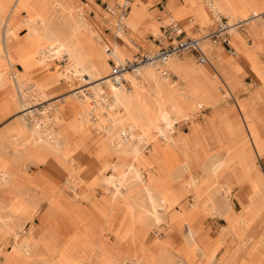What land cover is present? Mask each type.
<instances>
[{
    "label": "rangeland",
    "instance_id": "374dc122",
    "mask_svg": "<svg viewBox=\"0 0 264 264\" xmlns=\"http://www.w3.org/2000/svg\"><path fill=\"white\" fill-rule=\"evenodd\" d=\"M15 1L0 0V120L2 119L0 121V159L6 162L8 172L13 175L11 187L14 192V195H12L8 191V180H0V201L3 203H0V264H178L180 261H186L189 264H235L236 261L234 262V260L240 254V257L243 256L241 261L244 264H247L248 261L251 264H264V204H259L255 200V197H250L253 209L248 210L252 213V218L255 216V213L253 215L254 209H257L259 213L258 217L252 221L253 224L257 219H260L263 224L262 229L259 223H256L258 226L257 234H260L258 237L249 233L250 227L242 229L243 236L241 237V227L238 225V218L235 217L233 221V225H235L234 230L227 237L225 241L226 245L223 247L222 238H219V236L225 226L222 225L220 227L215 238H210L203 232V226L200 225L203 216L216 215L222 217L224 211L231 209L229 198L231 187L228 184H224L221 178L228 170L234 168L236 164H241V161L234 163L236 160H243L244 166L248 167V169H245L252 178L255 173L256 166L254 162L256 156H259L260 147L257 144L260 141H252V134H248L242 119L235 114L236 106H231L234 116L219 115L218 110H216L218 107H221L223 101L235 96L241 84V79L239 78V73L241 72L230 68L228 63L219 54L214 57V69L212 71H209L206 66H199L193 58L192 60L189 58L190 55L188 54H184L180 58H178L179 56L170 58L165 66L171 74L177 77L175 81L171 80L169 76L162 75L160 71L153 75L152 67H148L144 75L133 81L134 93H136L142 104L149 108V113L146 115L141 110L142 105L140 102L134 100L133 95L127 90V86H123L125 93L132 102L133 111L144 128H149L150 126L147 118H150V123H154L153 118L161 117L164 110L170 112L171 116L177 121L176 127H179L181 122H192L197 120L198 117H202L201 110L211 108L213 109L217 124H222L225 134L236 136V140L232 143V146L227 148L221 147L220 150L210 152L209 154L202 153V150L198 148L200 161L196 164L185 140L183 138L178 139L175 127L172 132H167V139L163 144L168 151L166 152L170 154L168 160L178 157V165L173 170L174 174L177 177L188 174L191 178L189 181L185 180L186 182H183L184 187L182 189L195 187L200 190V196L195 197L191 202H184L183 196H179L178 200H174L173 204L170 205L165 196L156 195L158 190H155L157 188L154 183L148 184L145 182L152 188L154 196V201H152L150 196L145 193V184L141 187H138V185L136 187L135 183L138 181L135 179L126 181V190L130 192L122 194L117 190L115 184L124 181L126 176L121 174L117 165L115 166L111 163L112 173L118 174L120 172V175L115 177L112 173L106 171L104 164H110V157L116 155L118 151L121 152L119 150L121 149L120 144L126 139L116 138L113 134L118 135L122 133L125 135L127 133L125 128L122 129L120 127L123 122L127 121L126 118L123 117L119 108L113 107L110 111L111 113L108 112V119H110L107 120V124H99L97 117L101 115L97 112L100 110L85 106L83 101L81 102L82 105H75V102L80 103L81 99L75 97L76 101H73L71 96L76 92L82 95L94 89H99L104 80L109 76L111 69V65L107 61L109 58H112L116 64H119L121 63V59L123 61L125 59L131 60L134 58V55L128 58L123 47H120L121 45L107 41L106 37L99 32L95 23L87 17L85 8L76 4L77 0H68L67 3L73 5L78 10L79 16L84 19L81 22L82 32L80 37L84 49L77 54V60L85 67H88V70L92 71L91 65L94 64L98 67L99 71L89 72L88 75L87 73L82 74V77L80 76L79 79L73 78L70 81V86H68L58 77L57 73V70L64 66L73 65L66 58L49 61L51 69L41 66L26 70L16 60L12 61L15 65L10 68V63L5 56L4 49H7L9 52H17L22 48H32L35 51L36 48L34 43H32L34 39L33 34L39 32L38 27L31 26V23L29 26L27 19L22 18L25 12L20 15L14 13L10 18V8L14 6ZM43 1L47 5V10H53L61 2V0ZM109 1L105 0L107 3ZM120 1L123 3L124 0ZM190 1L194 7V0ZM199 1L200 5H202L201 0ZM226 1L213 0L214 6L219 9L220 13L225 14L229 18L230 23H235L241 18L249 17L251 14L264 13V4L260 0H232L234 8L231 7L230 2L227 1L226 3ZM168 8L170 9L169 6ZM180 11L177 9L171 10L174 18L177 20L182 19ZM105 16L108 17L107 14ZM147 18L151 17L146 12V6L139 3V0H134L129 14L124 19L129 30L127 34L121 33L120 36L125 44L135 51L138 50L137 42L140 41V35L144 31L142 27ZM7 21L9 22V26L7 25ZM196 21L201 27H206L210 23L208 17L203 20L197 19ZM245 27L254 38V43L258 42L256 38L259 40L264 39V19L261 18L254 21L252 25L245 24ZM146 28L154 36L158 35V23L154 18L148 22ZM236 30H238L237 27L232 26L229 29V33L232 41L234 40L232 44L238 49L239 44L246 45L247 42L236 37ZM141 46L145 47L144 44H141ZM203 47L208 49L207 52L212 48L208 43ZM154 49L155 46L152 45L149 51L139 50V52L141 54L152 53L155 51ZM58 50L59 54L63 56L65 49L59 46ZM261 52L251 51L249 53V60L254 65L256 71L264 78V66L259 59ZM119 55L121 58L118 57ZM17 67L21 69L17 70ZM12 73H16L19 77H14ZM16 78H20L24 82L53 85L49 90L53 93L48 101L33 103L32 105L34 109L38 108L36 113L29 117L31 123L34 122L33 133L29 129H25V132L21 134L13 130V127L19 120L18 116L22 113H20L19 105L12 98L14 96H11V93L6 94V89L11 84L13 86L16 85ZM221 79L224 80L225 88L219 83ZM221 88L224 89V93L220 91ZM63 97H66V105L57 101ZM254 100L252 104L255 106ZM228 102L231 103L230 100ZM49 103L51 105L46 107V104ZM61 106H68V109H62ZM207 111L206 109L203 113ZM71 112H75V115L70 117L71 120L67 121L68 113ZM74 126H78L79 130H71ZM86 126L88 132L85 137H81V129ZM96 128L106 130L109 138L103 137L104 132L97 131ZM90 134L95 139L96 137L97 139L99 137L100 139L101 137L104 138L103 144H100V146L104 145L108 140L118 143L116 147L97 146L94 153L91 154L90 150L93 148L91 145L92 140L86 141L83 145L85 138L89 137ZM147 135L150 140L147 143L143 142V154L134 158V160L140 163L142 172L149 176L150 172L155 171V165L157 164L152 163L150 160V154L156 150L154 132L149 131ZM58 144L66 146L67 155L68 153L76 155V152L82 156L84 155L81 161H78L79 164L76 163L80 168V172L72 178L74 180L70 185L66 184V173L61 175L60 171L50 167L48 162L44 163L47 158L57 156L66 164L65 159L56 152ZM150 145H153V148ZM224 152H227V156L222 160H215V164L203 163L207 157L223 154ZM166 160L164 158L160 163L167 162ZM84 166L86 168H83ZM37 167H44V169L40 170L38 177L29 179V177L36 174L38 171ZM156 167L159 168L158 165ZM198 169L201 171L203 177L200 180L195 175ZM42 171L48 175L52 173V181L64 191L68 190L72 192L73 195L78 187L86 186L88 191L83 192V195L76 196V198L79 197L82 200H86V202H90L89 213L80 211V214V212L75 210L76 208L68 211L65 206V197L59 200L55 194V189L50 184H43L44 181L41 179ZM83 171L94 173L91 182L87 183L79 178L80 173ZM24 175L28 178H24ZM59 176H62L64 180L63 184H60L61 177L59 178ZM90 176L82 175L84 179H88ZM250 185H255L254 181H251ZM39 191L43 192L48 199H42V194ZM184 191L186 190L184 189ZM36 192L37 194H35ZM138 192L141 193L135 196ZM244 192L249 198L248 193ZM129 193L132 194L130 195ZM96 196L100 197L96 198ZM36 198L43 200L42 202H49L47 210L52 208L55 211L53 217L56 216L57 211L66 209L63 215L64 218L55 217L60 220L65 229L61 228L57 224V221L54 222L51 230L43 229L42 225L35 227L33 224L26 228L25 223L26 230H29L33 226L37 230V234L32 237L33 243H31L25 239L28 233H23V226H14L11 221H7L4 204H8L12 200L11 208L14 212H22V209L32 212V221L38 210H35L36 204L34 202ZM99 199H105L107 204L110 203L109 211H106L103 207L104 211L101 212V215L97 212L101 209L97 203ZM82 205H85V203H82ZM131 205L135 207L134 213L130 209ZM214 206H218L219 212L214 210ZM168 208L170 211L173 209L171 212L175 213L178 211L183 213H180L178 217L172 220L173 218L169 214ZM156 212L166 222L163 228H160L155 220ZM204 220L205 223L207 220L223 223L217 217L206 216ZM226 221L228 225V220L226 219ZM67 222L71 225L68 228V232ZM171 223L175 224L174 227L171 226ZM184 225L186 229L183 228ZM59 228L63 229V231H60ZM190 228L194 231L195 236L193 240L185 237ZM206 229H209V227L205 226ZM173 230L181 234L182 242L178 246L174 245L169 238ZM152 231L155 235L163 231L164 236L155 237ZM111 237L113 238V242H111ZM152 237L154 238L149 240ZM114 238L119 240L120 243L114 242ZM228 238H230L229 241ZM14 242L16 247L12 246ZM214 252L218 253L212 259ZM199 254L203 256L201 257Z\"/></svg>",
    "mask_w": 264,
    "mask_h": 264
},
{
    "label": "crops",
    "instance_id": "0c3cea01",
    "mask_svg": "<svg viewBox=\"0 0 264 264\" xmlns=\"http://www.w3.org/2000/svg\"><path fill=\"white\" fill-rule=\"evenodd\" d=\"M133 1L134 0H124L122 3V1H120V0H115L114 2H113V0H110L109 3H107V2H105V0H77L76 4L81 5L82 7L85 8V10L87 12V17L92 22L95 23L99 32L103 36L106 37V40L121 45L120 47H123V49L125 50L128 57L135 55L136 53L139 52V50L149 51V49L151 48L152 45L155 46L154 50L160 49L162 47V45L165 42H167V40H163L159 36L161 35L163 28L166 25H169L170 23H172V25H174V31L171 32L172 38H180L183 36H199V35H202L204 33H209L213 27L212 26L213 15L210 12V10L207 6V3H206V1H209V0H201V3H202L205 10L203 9L202 5H200L199 0L193 1L194 7L192 6V3L190 0H139V3H142L146 6V12L150 15L151 18H147L144 22V25L142 27L144 31H143L142 35H140V41L137 42L138 43L137 44L138 50L135 51V50H133V48L128 47L125 44V42L123 41L122 37L120 36L121 33L127 34V31L129 30L128 26L124 22V19H126L127 15L129 14ZM210 1L212 2V5H213V0H210ZM227 1L230 2L231 5L233 4L232 0H230V1L227 0ZM227 1H226V3H227ZM255 1H257V0H255ZM260 1H261V3L264 4V0H260ZM168 6L170 7L171 10L177 9L178 11H180V9H181L180 16L182 19H180V20L175 19L171 10L168 8ZM231 7H233V5ZM11 8H13V6ZM213 8H215L214 5H213ZM12 11H13V9L10 12H12ZM214 11L223 17H227L225 14L218 12L216 9ZM234 11H235V9H234ZM234 13H236V12H234ZM105 14H107L108 17H106ZM206 16L210 20V23L206 27H201L200 24L196 20L197 19H200V20L206 19L207 18ZM152 18H154L158 23L159 32H158L157 36H154L153 34L149 33L147 31V28H146L148 26V22ZM261 18L264 19V13L263 12L262 13H255V15L251 14L249 17L241 18L239 20V21H243L244 26H243V28L236 30L235 35L236 34L240 35L242 37V40L247 42L246 45L239 44L238 49H236V47L232 44L234 40L232 41V39H230V37H229L228 41L225 43H221L219 41L207 40L204 43V45L206 43H208L212 46V48L209 50V52H207L208 49L205 47H202V49L199 52V55L203 56L205 58V62L200 64V63L195 61L199 66H206V68L209 71H212V69H214V67H213L214 57H215V55L219 54V55H221V58L228 63L230 68H234L237 71L241 72V73H239V78L241 79V84L238 87L235 96L230 97L226 101H223L221 103V107H218L216 110H218L219 115L224 114L225 116L229 117V116H234V113H232L233 109L231 108V106L232 105L236 106L237 110L235 109V111H236L235 114H237L242 119V121L245 125V129L248 132V134L249 135L252 134V141L253 140L260 141L259 144H257L258 147H260V149H259L260 152H258L259 156H256V160L254 162L256 169L254 171L255 173H254L253 178L249 175L248 171L245 169V168L248 169V167L244 166L243 160H236L234 163L241 161V164H238V165L236 164V166L234 168L228 170L225 173V175H223L221 178V180L224 184H228L231 187V192L229 195L230 202H231V209L224 211V214L222 217L216 216V215H214V216L205 215V216H203V219L200 222V225L203 226V232L206 233L210 238H215L218 234L220 227L222 225L225 226L223 228V230L221 231L220 236H219V238H222V242L224 244L223 247H225V245H226L225 241H226L227 237L234 230L233 228L235 225H233V221H234L235 217L238 218V221H239L238 225H239V227H241V229H240L241 237L243 236V230L242 229L244 227L245 228L250 227L249 233H251V235H253L255 237H258L260 235V234L259 235L257 234V232H258L257 227L258 226L256 223H259L260 227L263 229V224L261 223L260 219H257L252 224V221L256 217H258V215H259L257 209H254L255 212H253V215L255 213V216H253V218H252V213H250L249 210L252 208L251 201H250V197H252V196L255 197V200L259 204H264V78H262L260 73H258L256 71L254 65L250 62V60H249L250 54L249 53L251 51H254V52L262 51L259 54V59L261 60L262 65L264 66V39H261V36H260V39L262 41L256 38V40L258 42L254 43V38L247 31V29L245 27V24L252 25V23L254 21H257ZM196 34H198V35H196ZM168 39H170V38H168ZM141 44H144L145 47H142ZM182 55H184V54H182ZM182 55H178L179 57L178 56H176V57L180 58V56H182ZM188 55H190L189 58L191 60H192V58L195 60V58L197 57L196 53L188 54ZM231 58H232V60H231ZM126 60H128V59H125L124 61H126ZM107 61L111 65V67L114 64H116L112 58H109ZM225 65H227V64H225ZM18 69H21V68L17 67V70ZM164 69L167 71V75H165V76H169L171 78V80H174V81H175V79H177L176 76H174L173 74L170 73V71L166 68L165 65H164ZM49 72H51V71H49ZM48 74H50V73H48ZM219 83L221 84V86H223L225 88L223 79H221V82H219ZM220 91L224 93L223 88H221ZM229 100L231 101V103L228 102ZM253 100L256 103L255 106L252 104ZM236 101H238V102H236ZM224 102H226V103H224ZM206 109L208 111L203 113L204 110H206ZM206 109L201 110L202 117H198L197 120H194L192 122H181L180 126L176 127V135L178 136L179 139L183 138L185 140L186 144L188 145V147L191 151L190 153H191V156L193 158V161L196 164L199 163V161H200V155L198 152V148H200L202 150V153L209 154L210 152L220 150L221 147L227 148L229 146H232V143L235 142V140H236V138H235L236 136H233L232 134H230V135L225 134L224 129L222 127V124H217L215 117H214L213 109H211V108H206ZM74 113L75 112L68 113L67 121L71 120L70 117L75 115ZM10 114H12V113H10ZM10 114H8V115H10ZM67 121H65V122H67ZM78 126H80V125H78ZM78 126L77 127L74 126L71 130L78 131L79 130ZM96 129H97V131L104 132L103 137L106 136L107 138H109L108 132L106 130H99L98 128H96ZM81 132H82L81 137H85L86 133L88 132L87 126L84 127L83 129H81ZM229 137H230V139H229ZM94 139L95 138L92 137V134H90L89 137H86L85 141L83 142V145H84V143L86 141L92 140L91 145L93 148H92V150H90L91 154L94 153V150L96 149L97 146H100V144H103L102 142H103L104 138L101 137V139H100V137H99L97 139V137H96L97 141H96V139L95 140ZM135 142H137V141H135ZM117 143L118 142H113L112 140H108V141H106V143L104 145H102L100 147H116ZM74 146H77V145H74ZM78 146H81V145H78ZM117 146H120V145H117ZM150 147L153 148V145H150ZM155 148H156V150H154L153 153L150 154V160L152 161V163H156L159 168H157L156 167L157 165H155V171L150 172L149 176L147 174L143 173V179L148 184H152V183L155 184V186L157 188L155 190H158V192H156V195L165 196L166 199L168 200V202H170V205L173 204L174 200H178L179 196L180 197L183 196L184 202L185 201L191 202L195 197L200 196V194H201L200 190L195 188V187L184 188L186 191H184V189H182V187H184L183 182L185 180L189 181L190 177L188 174H184L181 177H177L174 174L173 170L178 165V157H176L175 159L168 160L163 155V153L160 151L158 146H155ZM78 149H77V151H78ZM113 153H115V152H113ZM118 153H120V154L112 155V157H110V159H109V160H111V161H109L110 163H112L114 165H117V164L118 165L119 164L130 165L132 163H137L136 160H134V159L132 160V154L130 152H124V151L119 152L118 151ZM76 154H77V152H76ZM83 156L81 154H77V156H76L77 161L80 162L81 159L83 158ZM85 156H88V155H85ZM226 156H227V152H224L223 154H219V155L210 156V157H207L206 159H204L203 163L204 164H215V162H216L215 160H222ZM133 158H135V157H133ZM164 158L167 159L166 160L167 162H161L160 163V161L163 160ZM46 162H48L50 164V167L60 171L61 175H63V173H66L65 163L59 157H57V156L56 157H49V158H47V160H45L44 163H46ZM83 168H86V166H84ZM37 169H38V171L36 172V174L34 176L29 177V179H34L35 177H38L40 170L44 169V167H41V168L37 167ZM112 174L115 177H117L120 175V172L118 174H114V173H112ZM82 175H91V176L88 179H84L82 177ZM195 175H196V178L199 180L203 178L201 171L199 169L195 172ZM51 176H52V173H50V175H48L42 171L41 179H42V181H44L43 184H50L55 189L54 190L55 194L57 195L59 200L62 199V197H65V200H64L65 206L67 207L68 211L76 208L75 210L78 212L82 211L83 213H89L90 202H86V200H84V199L82 200L79 197L76 198V196H78L80 194L83 195L84 194L83 192L88 191L85 184H84L85 187H78L77 190H75V193L73 195L72 192H70L68 190L64 191L59 185H57L55 182H53L52 181L53 176L52 177ZM79 176H80V178H82V180H84L85 182L88 183V182H91V180L94 176V173H91V172L87 173V172L83 171L80 173ZM57 177H58V175H57ZM24 178H28V177L26 175H24ZM59 178H60V184H63L64 180L62 179V176H59ZM251 181H254L255 185H253V186L250 185ZM33 190H35V188H33ZM244 191H246L248 193L249 198L246 196ZM10 193L12 195H14V192H10ZM39 193L42 194V199H45V200L48 199L47 196L43 192L41 193L39 191ZM35 194H37V192ZM129 194L131 195L132 193H129ZM99 197L96 196V198H99ZM105 199H103V200L99 199L97 202L99 204L98 207L101 208L100 210L97 211L99 215H101V212L104 211L103 207L105 208L106 211H109L110 203L107 204L106 203L107 201H105ZM42 201L43 200L36 198V200L34 202L36 204L35 210L36 209H38V210H37V213L35 214L33 220L26 224V228H27V226L30 227V225L33 224L35 227L42 225L43 229L51 230L54 222L57 221V224L59 226H61V228L65 229L64 225H62V223H60V220L56 219L55 217H58V218L63 217L64 218L63 215L65 214L66 209L63 211H61V210L57 211L56 216L53 217L55 214V211L52 208H49V210H47L49 202L47 203V202H42ZM10 202H12V200H10L8 203H10ZM82 203H85V205H82ZM39 204H40V207L38 206ZM126 210H127V208H126ZM171 211H173V209H171ZM171 211L168 208V212L173 218L172 220H174L176 217H178L180 213H183V212H178V211H176L174 213ZM31 213L32 212L29 211L30 219H32ZM80 214H81V212H80ZM206 216L207 217L210 216L212 218L217 217L218 219L222 220L223 223L222 222L218 223L215 220H209V221L207 220V222L205 223L204 217H206ZM225 218L228 220V225H227V221ZM205 224H207V225H205ZM174 225L175 224H172L171 226L174 227ZM34 226L30 228V236H28L29 238L27 239L31 243H33L32 237H34L37 234V230ZM70 226L71 225L67 222V232H68V228ZM205 226H208L209 229L205 230ZM140 227H141V225H140ZM61 228H59V230L63 231V229H61ZM71 228H73V227H71ZM178 228H180V227H178ZM183 228L186 229V226L184 225ZM152 233L155 235V233L153 231H152ZM162 236H164L163 231H160L158 235H155V237H162ZM153 238L154 237L150 238L149 240H152ZM169 238L172 241V243L174 245H177V246L180 245L182 242L181 241L182 240L181 234L176 230H173L170 233ZM114 239H115L114 242H116V243L119 242V240H117L116 238H114ZM229 240H230V238H228V241ZM111 242H113V238H112ZM223 250H224V248H223ZM217 253L218 252H214V256L212 257V259L215 258ZM235 253H236V251H235ZM240 255H238V256L236 255L237 259L234 260V262L236 261L235 264H241L242 263L241 260L243 259V256L240 257ZM199 256L202 257L203 255L199 254ZM188 258H189V256H188ZM178 264H189V263L186 261H180V262H178ZM242 264H244V263H242ZM247 264H251V263H249V261H248Z\"/></svg>",
    "mask_w": 264,
    "mask_h": 264
},
{
    "label": "bare ground",
    "instance_id": "6f19581e",
    "mask_svg": "<svg viewBox=\"0 0 264 264\" xmlns=\"http://www.w3.org/2000/svg\"><path fill=\"white\" fill-rule=\"evenodd\" d=\"M67 2L68 0H61L59 5L56 6L53 10H47L48 9L47 5L43 0L15 1L13 8H10L11 10L13 9V11L10 12V18L14 13L20 15L21 13L25 12L22 18L27 19L28 25L31 23V26L38 27L39 32L33 34L34 39L32 43H34V46L36 48L35 51L32 50V48L29 49L22 48L17 52H9L7 49H4L5 56L10 63V68L15 65V63H13L12 61L16 60L17 63L21 64L26 70L29 69L31 70L33 68H37L41 66H46L51 69L52 67L49 66V61L58 60L60 58L61 59L66 58L69 62L73 63V65L70 66L71 65L70 64L68 66H64L63 68L58 69L57 73H58V77L62 81H64V83L67 84L68 86H70L69 85L70 81L73 78L79 79V77L82 74L87 73L88 75L89 72L99 71L98 67H96L94 64L91 65L92 71H90V69L88 70V67H85L77 60L76 57L77 54H79L82 51V49H84L83 43L81 42V38H80L82 32L81 22L84 19H82V17L79 16L78 10H76V8L73 5L68 4ZM214 7L215 8H213V10L216 9L219 12V9L216 6ZM7 25L9 26L8 21H7ZM236 37L238 39H242L240 35L236 34ZM59 46L65 49L63 56L59 54V50H58ZM118 57L121 58L120 55ZM122 61L123 59H121V62ZM148 67H152L151 69L153 75L159 71L151 64H144L141 66L139 74H134L131 72L125 73V79L128 84L127 90L130 91V94L133 95L135 101L140 102V104L142 105L141 110L144 115L149 113V108L143 105L142 102L138 99L136 93H134L133 81L134 79H138L140 76L144 75ZM12 74L14 77H19L18 75H16V73L15 74L12 73ZM16 81H17L16 85L13 86L11 84L6 89V94L11 93V96H14L12 98L14 99V102H16L17 105H19L20 113H22L21 115L18 116L19 120L16 123V125L13 127V130L16 131L18 134L24 133L25 129H29L32 132L34 122L31 123L29 117L31 115H34L36 113V110H38V108L34 109L32 105L33 103L35 104V103H42L48 101L51 97V94L53 93L52 91L51 92L49 91L53 85L52 84L46 85L45 83L40 84L36 82L34 83L24 82L20 78H16ZM123 86L124 85L113 84L110 81L109 77H107L99 89H94L92 91L89 90L90 91L89 93H83L82 95L79 94L78 92L73 93L71 99L73 101H76V99H74L75 97L77 99H81V101H79L80 103L75 102L76 103L75 105H80L81 102L83 101V103H85V106L91 109L100 110L97 113L100 114L101 116L97 117L98 118L97 121L99 124L102 125H106L107 120L110 119V118L108 119L109 117L108 112H110L113 109V107L119 108L123 117L126 118L127 120L126 122H123L122 125H120V127L122 129L125 128L127 133L125 135H123L122 133L118 135L113 134V136H115L116 138L118 137L121 139L123 138L126 139V140L124 139L125 141L121 142L120 144L121 149L119 150L121 152L130 151V153L133 154L132 160L134 159L133 158L134 156L136 158L143 154L144 151L143 142L147 143L150 140L149 136L147 135L149 131L154 132L155 145L158 146L160 151L163 153V155L167 159H169L170 154L167 153L168 151L165 148V146H163V144L164 141L167 139V132L168 131L172 132L174 128L177 126L176 119H174L171 116L170 112L164 110L161 117L153 118L154 119L153 121H155L154 123H150L149 121L150 118L148 119L146 117L150 126L149 128L142 127V124L137 119L133 111L132 102L128 97V95L125 93ZM57 101L61 102V104L66 105L67 100L66 97H63L61 99H58ZM50 105H51L50 103L46 104V107H49ZM67 107L61 106L62 109H68ZM99 108H102L104 110ZM65 147L64 145L58 144L56 152L59 155H61L63 159H65L66 161L65 164L66 184L70 185L73 183L74 180L72 178H74L75 176H77V174H79L80 168L76 165V163L79 164V162L76 159L77 154L70 155L68 153L67 155ZM116 154H120V153H116ZM104 165L106 171L112 173L111 163L110 164L105 163ZM117 166L120 169L121 174L123 176H126L124 181H121L119 184H115L117 190L120 193L128 194V192L130 191L126 190L127 182L132 179H135L138 181L137 183H135L136 187L137 185L138 187H141L143 184H145V190H146L145 193H147V195L150 196L151 200L154 201L152 188L150 185H147L143 179V172H142V168L140 167V163H132L130 165L117 164ZM3 179L9 181L8 191L13 192L12 191L13 189L11 187L13 175L8 172L6 167V162L3 159H0V180ZM140 193L141 192L136 193L135 196H137ZM21 198L24 199L23 196H21ZM159 201H160V197H159ZM210 202H212V200H210ZM0 203L3 204L1 201ZM4 205H5L4 209L6 210L7 213L6 216L7 221H11L14 224V226H21V227L23 226L22 229L23 233L24 234L28 233L25 238L27 240L29 238L28 236H30V229L29 230L25 229V223L27 224L29 221H31L29 212L25 209H22V212L19 213L14 212L13 209L11 208V202ZM130 209L132 213H134L135 207L133 205H131ZM214 210L219 212L218 206H214ZM155 220L160 228L161 227L163 228L164 224H166V222L160 218L158 212H156ZM194 236H195L194 231L193 229L190 228L188 230L187 236L185 237L189 238L190 240L191 239L193 240ZM12 246L16 247L15 242L13 243Z\"/></svg>",
    "mask_w": 264,
    "mask_h": 264
},
{
    "label": "built area",
    "instance_id": "2783aa9c",
    "mask_svg": "<svg viewBox=\"0 0 264 264\" xmlns=\"http://www.w3.org/2000/svg\"><path fill=\"white\" fill-rule=\"evenodd\" d=\"M206 3L213 15V27L209 33H204L199 36L172 38L171 32L174 31V25L170 23L163 28L161 35L159 36L163 40H167V42H165L160 49L155 50L152 53L141 54L138 52L131 60L128 59L122 63L114 64L111 67L108 76L110 81L115 85L127 86L128 84L125 79V73L131 72L139 74L140 68L144 64H151L159 70L162 75H167V71L164 69L165 63L171 57L182 54L196 53L197 57L195 58V61L200 64L204 63L205 58L200 56L199 52L207 40L225 43L230 37L229 29L232 26H236L237 29L243 28L244 26L243 21L230 23L227 17H223L213 10L211 1H206Z\"/></svg>",
    "mask_w": 264,
    "mask_h": 264
}]
</instances>
